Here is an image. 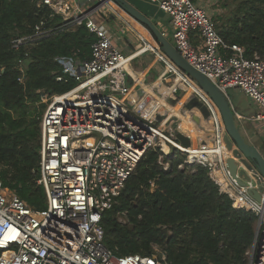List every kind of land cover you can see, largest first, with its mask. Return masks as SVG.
Returning a JSON list of instances; mask_svg holds the SVG:
<instances>
[{
	"label": "built area",
	"instance_id": "built-area-1",
	"mask_svg": "<svg viewBox=\"0 0 264 264\" xmlns=\"http://www.w3.org/2000/svg\"><path fill=\"white\" fill-rule=\"evenodd\" d=\"M84 1L86 6L71 9L63 0H42L65 22L54 27L40 20L30 33L11 39L16 48L82 23L96 36L88 58H55L61 67L56 80L71 79L74 85L66 92L43 98L47 104L40 123L36 181L44 189L46 207L30 206L0 180V264H160L154 252L114 254L103 242L101 218L116 201L145 151L158 149L159 163L165 168L167 163H162L161 157L172 148L185 155V163L206 167L233 207L255 215L253 239L245 255L247 264H264V191L253 178L239 185L229 175L226 158L231 154L222 151L223 146L226 148V130L215 104L161 49L150 47L166 66L159 78L161 83L175 91L191 87L192 95L208 110L212 129L208 142L185 146L174 136L177 124L172 126L169 120L158 127L154 122L158 111L142 116L138 105L143 104V96L133 87L125 66L139 50L125 55L106 28L93 20L92 15L106 5L105 0ZM149 1L168 15L172 45L179 54L225 95L231 87L247 95L257 107L252 120L264 131V56H246L242 46L227 43L207 7L195 0ZM193 36L197 43H193ZM22 79L20 75L18 81ZM235 115L241 118L236 112ZM192 120L195 123L193 117ZM238 164L250 175L246 167ZM249 188L258 191L260 198L249 194Z\"/></svg>",
	"mask_w": 264,
	"mask_h": 264
},
{
	"label": "trees",
	"instance_id": "trees-1",
	"mask_svg": "<svg viewBox=\"0 0 264 264\" xmlns=\"http://www.w3.org/2000/svg\"><path fill=\"white\" fill-rule=\"evenodd\" d=\"M233 1L236 9L227 20L216 15L218 8L209 11L218 33L227 43L242 46L246 56H264V0ZM218 3L214 0L213 6ZM116 9L149 36L140 23L117 5ZM40 20L54 27L65 22L42 0H0V180L37 209L46 207L44 189L36 181L40 123L47 104L41 100L74 85L71 79L56 80L61 67L55 58H88L96 39L82 23L32 44L11 45L12 38L30 33ZM193 43L197 37L193 36ZM155 47L161 49L157 42ZM180 94L179 89L176 95ZM159 156L158 149L145 151L114 204L103 212L105 246L116 255H150L159 249L160 264H247L245 252L252 243L255 215L233 207L207 168L185 163V155L176 148L161 157L165 168Z\"/></svg>",
	"mask_w": 264,
	"mask_h": 264
},
{
	"label": "crops",
	"instance_id": "crops-1",
	"mask_svg": "<svg viewBox=\"0 0 264 264\" xmlns=\"http://www.w3.org/2000/svg\"><path fill=\"white\" fill-rule=\"evenodd\" d=\"M63 1L67 3L71 7V9H74L75 7H81V6L83 7L87 5V3L84 0H63ZM126 1L129 2L134 8H136L142 14H144L152 22V24L166 37V39H168V35L172 37V27L169 22V17L166 13L161 11L156 4L150 2L149 0H126ZM195 1L197 4L207 7L208 11L210 12L215 11V8L213 9L214 0H195ZM116 5L117 4H115L111 0L107 1L106 5H104L98 13L92 15V18L98 25H101L102 27L106 28V30L112 35V39L114 43L122 50V52L125 55L132 54L135 51L140 50V48H142L143 46H146L145 52L142 53L138 52L136 55L131 57V60L128 63L129 64L128 70H130V74L133 80L132 85H134L133 86L134 88L136 89L138 88L137 90L138 94L143 96L144 102L141 106H142V110L146 112V116L151 115L153 111H157V109L161 107V110L159 111L165 115L163 118H161V120L165 119L167 116L174 115L177 116L178 118L185 119L186 122H188L187 127L183 128L182 130L185 131V134H187L189 137L184 133L182 132L181 133L187 136L188 139L190 138L189 144L191 143L192 144L191 146H197L198 144H202L203 141L208 142V139L197 131V125L196 126L193 125V123L187 116H183L182 114L183 111L179 110V106H178L179 100L183 97L185 93H187V91H189L188 88L185 89L184 94L180 98H178L177 101L171 103L162 95H159L157 92H155V90H153L152 85L144 83L145 79L142 76V73H138L137 70L135 69L134 71L130 69L132 61L137 60L141 56L139 61L140 62L144 61L143 62L145 64L144 67L146 66L145 71L149 69L148 74L146 76V80H152V78L149 77L148 75L154 77L155 75H157L162 71L163 66L164 67L166 66L163 63V61L160 59L158 52L156 50L153 51L150 49V47L156 48L155 46L157 42L156 38L151 33V31L144 24L136 20L149 33L148 37L142 35L132 25V23L128 20V18L123 13H120L118 9H116ZM123 12L126 13L124 10ZM168 41L172 43V41H170L169 39ZM138 43L140 44L138 45ZM149 52L152 53V55L145 57V54ZM158 63L160 65L159 67H157ZM159 82H161L160 79L156 83ZM172 89L173 87H170V90ZM139 91H141V93H139ZM234 111L241 118H244L243 117L244 114L242 112L238 113L236 110ZM246 120L252 122V124L254 125L256 124L252 120V117L250 118L247 117Z\"/></svg>",
	"mask_w": 264,
	"mask_h": 264
},
{
	"label": "water",
	"instance_id": "water-1",
	"mask_svg": "<svg viewBox=\"0 0 264 264\" xmlns=\"http://www.w3.org/2000/svg\"><path fill=\"white\" fill-rule=\"evenodd\" d=\"M106 2L109 0H105ZM123 9L128 15L135 20L144 24L154 35L156 41L159 43L162 52L167 58L173 62L182 71L186 72L198 86L209 96L212 102L217 107L222 122L225 126L226 134L224 135L225 146L231 151V156L226 158V167L229 175L239 184L244 185L246 181L253 179L259 183L260 191H264V153L259 145L248 141L241 133L236 120L234 109L229 102L227 96L215 86L205 75L191 66L176 50L171 42L152 24V22L140 11L134 8L126 0H111ZM141 93V91H139ZM198 108V115H192L196 122L203 117L208 119L209 112L203 103L194 95L190 96L184 102V110ZM199 113L201 116H199ZM204 136L209 138V133ZM175 137L185 146L189 145V139L181 132H176ZM241 163L249 171L250 175L239 166ZM259 174V176H258ZM253 178V179H252ZM255 199L260 198V194L253 188L247 190Z\"/></svg>",
	"mask_w": 264,
	"mask_h": 264
},
{
	"label": "rangeland",
	"instance_id": "rangeland-1",
	"mask_svg": "<svg viewBox=\"0 0 264 264\" xmlns=\"http://www.w3.org/2000/svg\"><path fill=\"white\" fill-rule=\"evenodd\" d=\"M214 8L219 9V13L216 15L221 14L220 16H222L224 19L227 20L228 18H230L231 15H233V13L236 9V2L233 0H219V3L215 6H213V9ZM168 39L170 41H172V37L170 35H168ZM139 44L140 43H138V45ZM151 55H152V53L149 52V53L145 54V57L151 56ZM140 57L137 60L132 61L130 69L133 71L135 69V70H137L138 73H142V76L145 79L144 83L152 85L153 90H155V92H157L159 95H162L164 98H166L171 103L177 101L178 98H180L184 94L185 89L190 88L189 86H186L184 89H180L181 94L179 95L180 97H178L176 95L178 88L176 89V91L174 89H172V91H171L169 85L162 84L161 82L156 83L159 80V78L161 77V75H163L166 72V67H164L163 65H162L163 66L162 71L160 73H158L154 77L148 75L149 77L152 78V80H146V76L148 74L149 69L147 71H145L146 66L144 67V65H145L143 63L144 61H142V62L139 61ZM141 60H143V59H141ZM159 66L160 65L158 63L157 67H159ZM129 72H130V70H129ZM137 90H138V88H137ZM226 95H227L229 102L233 106V109L236 110L238 113L242 112L244 114L243 117L245 119L244 118H240V119L236 118V120H237L236 122H237V125H238L241 133L246 137V139H248V141H251L256 145H259L261 150L264 153V131L262 129H259L257 127V125H254V124H252V122H249L248 120H246L247 117L250 118V117H253L255 115V113L257 111V107H256L255 103L247 95H245L239 88H235V87L228 88L226 90ZM187 99H189V98H187ZM41 103H47V100L42 99ZM138 107H139L138 112L143 111L142 106L139 105ZM159 110H161V107L157 109L158 113L156 115V121H154V122L160 121L161 118H163L165 116ZM181 110L184 111V103L181 106ZM138 117L141 120H144V118L142 116L138 115ZM170 122H171L172 126H174L175 124L178 123V120L173 118V119H171ZM176 129H177L176 132L180 131V132L185 134V131L180 129L179 126H176ZM176 132L174 133V136H175ZM223 153L226 155L227 152L223 151ZM119 220L124 222V220H125L124 216L119 215ZM159 253H160L159 249L154 251V254H156V255H158Z\"/></svg>",
	"mask_w": 264,
	"mask_h": 264
},
{
	"label": "bare ground",
	"instance_id": "bare-ground-1",
	"mask_svg": "<svg viewBox=\"0 0 264 264\" xmlns=\"http://www.w3.org/2000/svg\"><path fill=\"white\" fill-rule=\"evenodd\" d=\"M145 51H146V46H143L142 48H140L139 53H142V52H145ZM125 66L127 68H129L128 62L125 63ZM188 89H189V91H187V93H185L183 95V97L179 100V105H178L179 106V110H181V106L183 105L184 101L192 94V88L190 87ZM140 114L142 116H146V112L145 111H142ZM182 114H183V116H187L191 120L193 125H195V126L197 125V131L200 132L202 135H204L205 133H208L212 129V125H211L210 120H206L203 117L199 118V122L198 123H196V121L194 123V121L192 120V115H198V110L196 108H192V109L187 110V111L184 110L182 112ZM199 116H201L200 113H199ZM173 118L178 120L177 125L180 127V129H183V128L187 127L188 122H186L185 119L178 118L177 116H174V115L167 116L165 119L158 121V127H163L164 125H166L167 122H169V120H171ZM154 121H156V120H154ZM192 147H196V146H192ZM222 151H226L227 152L226 155L231 154V151L228 150L227 148H224V146H223Z\"/></svg>",
	"mask_w": 264,
	"mask_h": 264
},
{
	"label": "flooded vegetation",
	"instance_id": "flooded-vegetation-1",
	"mask_svg": "<svg viewBox=\"0 0 264 264\" xmlns=\"http://www.w3.org/2000/svg\"><path fill=\"white\" fill-rule=\"evenodd\" d=\"M187 110H190V109H186V111H187ZM197 110H198V108H197ZM198 111H199V110H198ZM200 115H201V114H200Z\"/></svg>",
	"mask_w": 264,
	"mask_h": 264
},
{
	"label": "clouds",
	"instance_id": "clouds-1",
	"mask_svg": "<svg viewBox=\"0 0 264 264\" xmlns=\"http://www.w3.org/2000/svg\"><path fill=\"white\" fill-rule=\"evenodd\" d=\"M235 112V111H234Z\"/></svg>",
	"mask_w": 264,
	"mask_h": 264
}]
</instances>
